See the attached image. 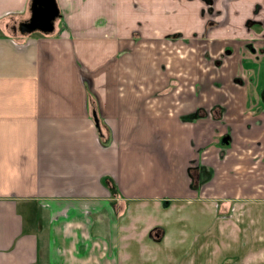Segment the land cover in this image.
<instances>
[{
    "label": "crops",
    "instance_id": "1",
    "mask_svg": "<svg viewBox=\"0 0 264 264\" xmlns=\"http://www.w3.org/2000/svg\"><path fill=\"white\" fill-rule=\"evenodd\" d=\"M29 2L0 0V264H264V196L238 182L264 178V109L125 93L124 51L200 33L198 2L56 0L52 32L14 31Z\"/></svg>",
    "mask_w": 264,
    "mask_h": 264
},
{
    "label": "rangeland",
    "instance_id": "2",
    "mask_svg": "<svg viewBox=\"0 0 264 264\" xmlns=\"http://www.w3.org/2000/svg\"><path fill=\"white\" fill-rule=\"evenodd\" d=\"M188 34L190 33H186V36H190ZM190 45L183 47L180 43H168L163 38L155 40L151 38L150 42L145 43L135 42L130 49L124 51V58L130 62V65L125 66L124 71L125 93H137L138 91L139 93H173L177 102H180L186 95L189 97L197 94L195 93L196 81L199 83L201 75L206 74L204 84L207 87L204 88L203 93L202 91L198 93L203 96V105L206 109L214 105H221L231 112L230 109L232 108L247 107L249 104L252 107L248 109H261L259 108L261 106L257 90L264 80V56L255 55L256 53L249 51H241L236 47L232 50L231 55L224 56V58H228L225 66L214 68L211 62L208 66L201 65V62L206 60L207 55L203 56V48L197 41H193ZM248 58L253 59L252 63L246 62ZM137 59L139 61L134 62ZM211 68L215 69L214 73L211 72ZM218 73L224 76L221 74L216 76ZM233 76H239V84L235 82ZM222 80L225 83L224 89L227 93H213V89H215L213 84L220 83ZM175 98L172 100L174 101ZM163 104V99L160 103H156L157 107ZM210 119L212 118L210 117ZM224 129L230 133L232 130V146L245 142L239 130L234 127H231L230 130L228 126L226 127L224 120L221 119L216 131L220 133ZM206 133L205 131L204 137L207 136ZM216 137H213L215 138L213 142H216ZM251 173L253 175L258 174L255 171ZM243 176L242 180H238L242 189H247L249 194L264 196V178L260 177L261 174L257 178L245 174ZM255 181L261 184L260 191L251 187V183ZM206 218L207 216L205 219L202 217L203 227L209 225ZM213 220L214 218H210L209 222L211 223ZM185 229L189 231L190 227L185 226Z\"/></svg>",
    "mask_w": 264,
    "mask_h": 264
},
{
    "label": "flooded vegetation",
    "instance_id": "3",
    "mask_svg": "<svg viewBox=\"0 0 264 264\" xmlns=\"http://www.w3.org/2000/svg\"><path fill=\"white\" fill-rule=\"evenodd\" d=\"M188 4L194 0H185ZM198 2L197 12L200 17H203V24L201 31L193 29L188 35L182 34L180 31H168L163 35V39L168 43H180L183 47L191 46L193 41H197L203 48V56L205 61L201 62L202 66H208L210 62L212 66L220 67L227 64L228 58H224L225 55L229 56L234 48H238L241 51H249L264 56V0H246L238 4L239 0H195ZM222 15L220 20L215 19L216 16ZM233 16H238L239 20L236 23L229 22V19ZM220 26H227L231 33H235L238 30H243L245 33H239L232 35L228 31L227 35H211L216 31H225ZM137 39V35H135ZM193 40V41H192ZM211 57H208V56ZM252 58H248L246 62L252 63ZM211 68V72L214 73L215 69ZM224 71V69H221ZM218 73L216 76H219ZM205 75H201V80L195 85V93L204 91L207 85L204 84ZM222 75V74H221ZM224 76V75H222ZM236 83H240L239 76L232 77ZM220 85V87H219ZM210 86V85H209ZM213 93H227L224 89L225 83L223 80L220 83L213 84ZM259 94L258 100L261 108L264 109V80L259 85L257 90ZM219 106V105H214ZM223 107L220 108V111Z\"/></svg>",
    "mask_w": 264,
    "mask_h": 264
},
{
    "label": "water",
    "instance_id": "4",
    "mask_svg": "<svg viewBox=\"0 0 264 264\" xmlns=\"http://www.w3.org/2000/svg\"><path fill=\"white\" fill-rule=\"evenodd\" d=\"M59 16L56 0H30L29 16L25 20L19 21L12 28L20 33H30L41 31L50 33L54 29V21ZM95 125L98 127V117L92 112Z\"/></svg>",
    "mask_w": 264,
    "mask_h": 264
},
{
    "label": "trees",
    "instance_id": "5",
    "mask_svg": "<svg viewBox=\"0 0 264 264\" xmlns=\"http://www.w3.org/2000/svg\"><path fill=\"white\" fill-rule=\"evenodd\" d=\"M102 135V130L99 128V136ZM228 262L224 263V264H227Z\"/></svg>",
    "mask_w": 264,
    "mask_h": 264
}]
</instances>
